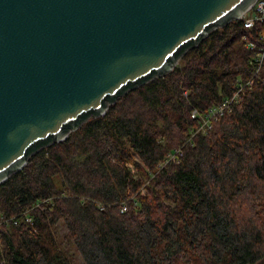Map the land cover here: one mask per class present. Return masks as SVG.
I'll return each instance as SVG.
<instances>
[{"label":"trees","instance_id":"trees-1","mask_svg":"<svg viewBox=\"0 0 264 264\" xmlns=\"http://www.w3.org/2000/svg\"><path fill=\"white\" fill-rule=\"evenodd\" d=\"M263 25L209 29L171 72L30 150L0 184V264H74L72 248L84 264L263 263L264 67L232 112L198 131L251 77Z\"/></svg>","mask_w":264,"mask_h":264},{"label":"water","instance_id":"water-1","mask_svg":"<svg viewBox=\"0 0 264 264\" xmlns=\"http://www.w3.org/2000/svg\"><path fill=\"white\" fill-rule=\"evenodd\" d=\"M256 0H0V184Z\"/></svg>","mask_w":264,"mask_h":264},{"label":"built area","instance_id":"built-area-1","mask_svg":"<svg viewBox=\"0 0 264 264\" xmlns=\"http://www.w3.org/2000/svg\"><path fill=\"white\" fill-rule=\"evenodd\" d=\"M250 10H253V14H249ZM245 12L241 18L244 20V25L246 28H254L257 22H261L264 24V0H256L251 9ZM264 26V25H263ZM259 40L261 42L259 48H257V44L255 42H251L249 47L251 49H255V53L253 59L251 60V64L253 65V73L251 77L247 79H239L232 92L224 96L223 99L216 105L212 106L210 110L204 115L200 117V125L198 127V131L207 132L212 126L213 122L217 121L220 117L224 116L227 113L232 112L233 106L241 101L243 96L247 91L251 90L255 84L256 79L260 77V73L262 67H264V30L259 35ZM198 116L197 110L193 111V117ZM182 155V148H178L174 154L170 155L171 159H177L178 156ZM124 210H127V207L124 206ZM24 219L27 223H32L33 219L30 215L26 214ZM12 221L18 223V218L12 217ZM2 249V235L0 232V250Z\"/></svg>","mask_w":264,"mask_h":264},{"label":"rangeland","instance_id":"rangeland-1","mask_svg":"<svg viewBox=\"0 0 264 264\" xmlns=\"http://www.w3.org/2000/svg\"><path fill=\"white\" fill-rule=\"evenodd\" d=\"M252 12H254V11L253 10H250V12H248V13L251 15V14H253ZM179 62H180V59L177 62V64L174 66V68L179 64ZM70 251L72 252V255H73V262H74V264H84L85 263L83 261L82 257L80 256V254L74 248H72ZM261 264H264V262L261 263Z\"/></svg>","mask_w":264,"mask_h":264}]
</instances>
